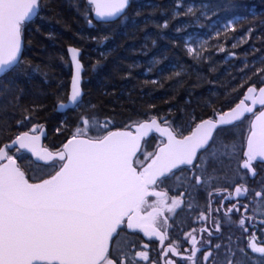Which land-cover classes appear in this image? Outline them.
Listing matches in <instances>:
<instances>
[{"label": "snow or ice", "instance_id": "1", "mask_svg": "<svg viewBox=\"0 0 264 264\" xmlns=\"http://www.w3.org/2000/svg\"><path fill=\"white\" fill-rule=\"evenodd\" d=\"M130 3L131 0H87L89 7L85 8L84 16L89 26L93 19L107 23L123 15ZM45 7L46 0H0V95L12 91L9 85L13 84L9 81L6 85L2 77L9 71L23 72L29 67L22 57L23 31L28 23L37 18L43 19L39 13ZM92 9L95 15L89 17ZM191 11L189 8L188 12ZM167 26L165 22L163 27ZM68 52L75 72L70 94L66 100L58 97L57 108H83L77 115L78 126L74 134L62 148L53 152L40 145L39 135L30 134L43 131L42 126L33 125L30 131L21 132L9 143L0 146V264H140L141 261L159 264V258L150 259L147 244L143 245L144 250H136V242L122 238L121 233H125L126 229H140L145 236H157L163 243L166 232L161 231L158 225L162 222L165 227L169 226V217L164 213L176 215L185 202L173 197L168 203L167 192L156 189L165 185L171 190L172 182L180 179L178 171L191 173L184 177L182 187L186 190L200 188L206 183L203 177L207 175L209 162L223 168L226 161L230 163L238 158L236 142L222 139L221 134L228 127H235L237 122L242 123L246 113H253L254 106H264V87H249L245 98L234 108L215 113L214 118L196 122L193 117L195 127L188 135L177 132L170 125L162 127L155 117L136 125L135 134L131 131H108L110 121L105 119L101 122L95 115V106H85L80 87L83 67L79 59L80 49L70 47ZM188 52L198 55V50L191 47ZM96 66L93 65L94 68ZM256 73H264V68L256 69ZM22 95L23 90L20 89L16 97L17 106ZM246 101H250L251 105ZM5 111L6 108L0 105V118ZM23 111L28 114L16 121L18 126L35 118L33 114L39 111V106ZM164 124L168 125L167 120ZM3 128L4 125L0 124V132ZM93 129L107 131V135L96 139L84 138ZM153 131L159 133L162 139L158 150L147 154L146 158L151 163L145 167L137 158V153L141 138ZM11 149L15 150L13 155H9ZM24 150L31 154L29 160L35 164L32 170L41 173L37 183H30L17 163V156L24 159ZM243 156L245 158L242 164H238L234 176L238 180L245 178L240 175L242 170L255 175L253 161L258 157L264 159V111L259 112L251 122L247 151L243 152ZM134 165H138L140 170ZM181 166H184L183 169ZM57 167L59 170L55 171V175L46 171ZM43 175H50V178L44 179ZM212 179L209 177V182ZM231 179L225 177V182H231ZM247 192L246 187L235 186L234 193H228L225 199L230 200L233 195L240 197ZM180 195L182 197L184 193ZM211 195L213 193H209ZM216 195L220 192L217 191ZM149 196L156 197V200L149 203ZM254 196L264 202V189L256 191ZM186 207L198 211L190 201ZM243 207L247 212L248 206ZM233 210L239 211L237 205L227 212ZM212 211L209 205H205V211L199 212L197 219L207 220ZM125 218L126 229L122 227ZM245 219L250 220L251 217H242L238 224L247 233ZM213 223L215 230L220 231L219 223ZM200 231L208 232L209 236L212 234L207 227ZM195 233L196 229H192L185 234V242L190 237V254H181L180 244L170 243L166 250H162L164 264H176L174 259L168 258L169 253L176 254L188 264H197L195 257L202 249L197 247L199 242ZM110 241H114L111 249ZM208 245L210 241L202 246ZM220 247L215 245V249ZM246 248L264 257V239L257 242L255 232L249 235ZM184 251L188 252V249ZM237 251L247 255L244 248L237 247ZM224 256L222 264H238L231 247ZM210 258H213L211 247L203 253L201 264H208ZM213 264H221V261L213 258ZM259 264H264V260H260Z\"/></svg>", "mask_w": 264, "mask_h": 264}, {"label": "trees", "instance_id": "2", "mask_svg": "<svg viewBox=\"0 0 264 264\" xmlns=\"http://www.w3.org/2000/svg\"><path fill=\"white\" fill-rule=\"evenodd\" d=\"M237 1L246 9L236 16L224 15V23L217 26L215 36L220 35L222 40L227 37H233V40L238 36L241 39L246 37L233 50L246 51L252 45L259 47L256 51L264 55V0ZM174 3L175 0H131L122 16L107 23L93 19L89 26L84 16L85 8L89 7L87 0H46V7L39 13L43 19L37 18L28 23L23 31L22 57L29 67L23 72L9 71L2 77L6 85L9 81L13 84L9 85L12 91L0 95V105L6 108L0 118V124L4 125L0 132V146L33 125L47 127L44 144L52 150L62 148L74 134L78 126L77 115L83 108L69 109L63 113L57 111L58 97L66 100L69 92L72 74L69 46L82 50L85 106L94 105L97 118L101 122L105 119L110 121L108 131L130 127L136 122L157 116L163 121L167 120L171 126L180 121L189 123L183 128L185 133L195 124L193 117L197 122L224 111L243 96L249 85L263 84L264 73H259V76L251 77L240 87L237 99L222 101L226 98L223 93L232 85L226 86L224 83L219 85V95L210 97L202 77L191 71L195 56L188 52L184 30L177 31L175 28L178 20H170L174 30L160 26L163 19H169L166 14L163 15L162 9L172 12ZM89 17H93V9L89 11ZM229 19L232 20L230 25L227 24ZM104 37L107 39L103 40ZM250 56L256 57L248 54ZM258 64L264 68V58L252 68L259 69L256 68ZM93 65L97 66L94 68ZM182 65L187 66L189 71L180 70ZM35 68L39 71H33ZM215 69L207 71L205 79L208 73L213 76ZM20 89L23 95L17 106L16 97ZM33 106H39V111L33 114L35 118L18 126L16 121L28 114L23 110L32 109ZM250 119L251 116H246L242 123L237 122L236 125L248 132ZM106 132L93 129L88 132V136L101 137ZM148 139L138 154L139 160L143 154L147 157L148 153H154L161 142V137L156 134ZM242 144L244 141L238 143ZM14 151L10 153L14 154ZM22 154L23 160L20 156L16 157L20 166L29 179L38 180L32 175L35 164L29 160L31 155L25 151ZM55 170L50 171V174Z\"/></svg>", "mask_w": 264, "mask_h": 264}, {"label": "flooded vegetation", "instance_id": "3", "mask_svg": "<svg viewBox=\"0 0 264 264\" xmlns=\"http://www.w3.org/2000/svg\"><path fill=\"white\" fill-rule=\"evenodd\" d=\"M215 113L208 117H214ZM200 121V120H198ZM194 124L192 125V127ZM177 132L184 134V131H179L176 126H171ZM191 127L189 128V130ZM189 130L185 131L187 133ZM150 138V137H149ZM149 140V139H148ZM246 141V138H245ZM245 145V143H244ZM245 146L242 150V155L244 152ZM244 159V156H243ZM254 169L256 171V175L251 177L247 170H242L240 173L245 176L243 180L232 178L231 182H225V177L220 178L216 181H211L210 186L208 185V178L204 176V180L206 181V186L203 190L206 192V196L204 200L199 199L196 201L197 204L194 207L198 208V211H192L186 207L188 201L187 195L181 197L180 190L184 187L181 185L184 183V177L191 175V173L187 171H178L177 175H179L180 179L172 182L171 190L169 187L165 185H160L158 189L167 192L168 203L171 202V198L176 197L182 199L185 204L181 206L180 209L177 210V214L174 215L172 213L165 212L164 215L168 216V227H165L162 222L158 225L161 228V231L166 232V239L161 243L159 237H147L144 235L143 231L140 229H126V221L125 227L126 232L121 233L122 238H126L129 241H135L137 244L136 250H144L143 245H148L149 256L151 260H156L159 258V264H164V257L162 250H166L170 243L180 244V252L183 255L190 254L191 250V242L190 237H187V241L185 242V234L192 232V229H196V236L198 240L197 247L202 250L197 253L195 259L197 264H201L202 256L204 252L209 250L211 247L213 254L216 251L226 252L229 247L235 252V260L238 262L242 260V264H259L260 260H264L260 254L252 253L250 249L246 248L248 243L249 235L253 232L256 234L257 242L261 239H264V214L262 212L264 207V202H261V198L255 197L254 193L256 191H261L264 188V162L256 161L253 163ZM184 167V166H183ZM182 167V169H183ZM209 186V187H208ZM235 186H244L248 189V192L245 195L240 197H233L228 200L225 199L228 193H234ZM207 188V189H206ZM226 189V191H225ZM186 192L187 190L184 189ZM219 191L220 195H216V192ZM209 193H213V195L209 196ZM202 198V199H203ZM156 200V197L149 196V203ZM192 202V201H190ZM205 205H209L213 210L210 214H208V219L205 221H199L197 216L199 212L205 211ZM233 205H237L239 211L233 210V212L228 213L227 210L232 208ZM248 206V211H245L243 206ZM219 209V211H215ZM150 210V209H149ZM142 214H146L142 212ZM242 217H251V219H245V227H247L248 232L244 233L243 230L239 227V220ZM175 220V223L173 221ZM219 223L220 231L215 230V224ZM207 227L211 231V236H209L208 232H201L200 229ZM210 241V245L202 246L204 242ZM114 241H111L110 249L112 248ZM221 245L219 249H215V245ZM237 247L244 248L247 255L237 251ZM188 249V252L184 250ZM169 259H174L176 264H188L187 261L181 260L179 256L173 253H169ZM215 259V257L213 256ZM213 258H210L208 264H213ZM216 259H219L216 258ZM140 264H148V262L141 261Z\"/></svg>", "mask_w": 264, "mask_h": 264}, {"label": "rangeland", "instance_id": "4", "mask_svg": "<svg viewBox=\"0 0 264 264\" xmlns=\"http://www.w3.org/2000/svg\"><path fill=\"white\" fill-rule=\"evenodd\" d=\"M174 4L172 12H169L166 8L162 9L163 15L166 14L169 19L168 21L163 19L160 26L163 27L165 22H167L168 26L163 28L168 30H174L176 28L177 31L184 30L187 49L191 47L198 50V55L195 56L196 61L191 62V64H193V70L191 71L192 73H195L196 75L198 74L202 77L203 83L207 85V92L210 93V97L215 98L218 96L221 90L219 89V85L224 83L226 86L229 84L232 85L223 93L226 98H223L222 101H229L235 98L237 99L240 87L250 81L251 77L255 75L259 76L252 66L256 62L260 63V61L264 58V55H260V53L256 51V48L259 49V47H252V45L249 46L246 51H244V49L241 52L233 50L234 47L242 44L246 37L241 39V36H238L234 40L233 37H227L228 39L225 38L222 40V38H219L220 35L215 36V34L217 26L224 23L222 21L224 15L228 16L230 14H234V16H236L239 12L244 11L246 8L240 4V1L237 0H175ZM189 8L192 9L190 13L188 12ZM155 18H157V16H155ZM174 19L178 20L176 22L177 27L175 28L171 25L173 24L172 21ZM154 20L157 21V19ZM231 21L232 20L228 21L227 24L230 25L232 23ZM221 49H223V51H221ZM255 53L258 55H255ZM248 54H252L256 57H248ZM261 67L263 66L258 64L256 68ZM214 68H216L215 74L213 76H209L208 73V78L205 79L204 74L207 73V71H212ZM248 68H252L250 69L251 71H246ZM188 69L189 68L184 65L180 68L183 72L184 70L189 71ZM215 86L216 89H214ZM175 126L179 131L183 132V128L189 126V123H183L180 121L177 122ZM246 135L247 132H245V130H241L239 125H236L235 127L227 128L226 131L221 134V138L226 141H235L238 145L241 141H244L245 143ZM244 146V144H242V146L238 145L239 157L233 159L230 163L226 161L223 168H221L218 164L209 162L207 165V175L205 177H212V182L228 176L234 177L238 164H241V161L243 160L242 150ZM140 161L142 163L147 161L146 154L142 155V159H140ZM32 169L35 168L32 167ZM46 171L50 173L52 169H47ZM32 175L34 178L39 179L41 173L33 170ZM240 175L242 174L240 173ZM210 182H208L209 186L211 184ZM205 186L206 184L200 188H191L186 192L184 191L185 188H183L180 192L185 193L188 200L192 201L195 206L198 199L199 201L204 200L206 192H204L205 190L203 189ZM189 192L191 195H189ZM262 211H264V207ZM262 213L264 214V212ZM224 254L225 251L221 253L219 250L214 252L213 256L215 257V260L221 261L222 264L225 259ZM218 257L219 259H216ZM242 261L243 259L239 260L238 264H242Z\"/></svg>", "mask_w": 264, "mask_h": 264}, {"label": "water", "instance_id": "5", "mask_svg": "<svg viewBox=\"0 0 264 264\" xmlns=\"http://www.w3.org/2000/svg\"><path fill=\"white\" fill-rule=\"evenodd\" d=\"M94 15H95V13H94V9H93V17H94ZM114 19H115V18H114ZM70 47H75V46H69L68 49H69ZM75 48H78V47H75ZM23 49H24V38L22 37V53H23ZM78 49H80V48H78ZM81 54H82V50L80 49V56H79V59H80V62H81V64H82V66H83V67H82V70H81V83H80V87H81L83 93L85 94V91H84V88H83V85H82V84H83V72H84L85 66H84V63H83V61H82V59H81ZM68 55H69V59H70V53H69V52H68ZM70 63H71V60H70ZM71 69H72V74H71V80H70V86H69V92H68V95L70 94L71 83H72V79H73L74 72H75V67H74V64H73V63H71ZM253 85H255V84H251V85H249V86L247 87V89L245 90L244 95L242 96L241 99H244V98H245V95H246V93H247L248 88H249V87H252ZM255 87H256L257 89H259L260 87H264V83H263L262 85H260V86H256V85H255ZM83 98H84V96H83ZM241 99H240V100H241ZM240 100H239L238 102H236L233 106H231L230 108H228V109H226V110H224V111H228V110L234 108V107L236 106V104H238V103L240 102ZM246 103L249 104V105H251V102H250V101H246ZM57 111L63 113V112H65V111H67V110H64V109H59V110H58V108H57ZM261 111H264V106L256 105V106H254L253 113H246V114H245V116H247V115H252V118H251V121H250V125H251V122H252L253 120H255V116L258 115L259 112H261ZM154 117L158 119V122H160V124H161L162 127H164V126H169V125H165L164 123H162L161 120H160L158 117L153 116V117H150V118H147V119L141 120V121H139V122H136V123L132 124L130 127L113 128V129H111L110 131H131V132H133V134H135V126H136V125H138L139 123H143V122H145V121H150V120H151L152 118H154ZM209 118H214V117H207V118H204V119H202V120L209 119ZM194 127H195V126H194ZM194 127H193V128H194ZM42 128H43V131H42V132H36V133H30V134H35V135H39V136H40V142H39V143H40V145H41L42 147H46V148H48L50 151H53V152L57 151V150H52L50 147H48V146H46V145L44 144V137L47 135V127H46L45 125H43ZM28 131H30V130H24V131H22V132H28ZM20 133H21V132H20ZM152 134H157V135L160 136L159 133L153 131V132H150L149 135H148L147 137H143V138H141V141H140V145H141L140 150H141V148H142V145H143L144 140L147 139V138H148L150 135H152ZM188 134H189V132L186 133V134H184V135H188ZM249 134H250V129H249V132H248V134H247V138H248V135H249ZM17 135H18V134H17ZM104 135H107V133L104 134ZM101 137H102V136H101ZM160 137H161V136H160ZM14 138H15V137H14ZM14 138H12V139H14ZM70 138H71V137H70ZM70 138H69V139H70ZM84 138H92V139H96V138L89 137V136L84 137ZM247 138H246V141H245V150H244V152L247 151ZM12 139H11V140H12ZM11 140H10V141H11ZM10 141H8V142H6V143H9ZM67 141H68V140H67ZM67 141H66V142H67ZM66 142H65V143H66ZM6 143H4V144H6ZM2 145H3V144H2ZM2 145H1V146H2ZM159 145H160V144H159ZM159 145L157 146V148H156L155 151L158 150ZM11 150H13V149H11ZM140 150L138 151V153L140 152ZM24 151L27 152V150H24ZM27 153H28V152H27ZM138 153H137V155H138ZM29 154H30V153H29ZM9 155H11V154H10V150H9ZM30 155H31V154H30ZM244 158H245V157H244ZM32 159L34 160V158H32ZM242 161H243V160H242ZM242 161H241V164H242ZM256 161L264 162V159H261V158L258 157L255 161H253V163L256 162ZM4 162H6V161H4ZM17 163H18V165H19L18 160H17ZM148 163H151V160H150V159L144 164V166L146 167ZM134 166H136V165H134ZM181 167H182V166H181ZM137 168H138V170H140L138 166H137ZM253 168H254V166H253ZM21 170H23V171L25 172V170H24L22 167H21ZM58 170H59V168H58L56 171H58ZM25 175H26V178H28L26 172H25ZM50 175H55V171H54L52 174H50ZM50 175L44 177V179H48V178H50ZM249 175H250L251 177H254V176L256 175V171H255V175H253L251 172H249ZM28 179H29V178H28ZM29 182H30V183H37V182H39V179H38V180H30V179H29ZM156 190H157V191H162V190H160V189H158V188H157ZM125 219H126V218H125ZM126 222H127V221H126ZM132 230H133V229H132ZM110 243H111V241L109 242V246H110ZM41 264H44V262H41Z\"/></svg>", "mask_w": 264, "mask_h": 264}]
</instances>
